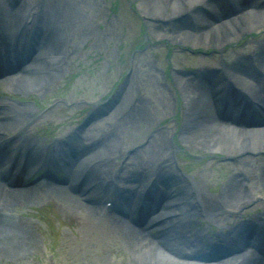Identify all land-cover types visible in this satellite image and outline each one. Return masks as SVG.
Returning <instances> with one entry per match:
<instances>
[{
  "label": "rangeland",
  "instance_id": "rangeland-1",
  "mask_svg": "<svg viewBox=\"0 0 264 264\" xmlns=\"http://www.w3.org/2000/svg\"><path fill=\"white\" fill-rule=\"evenodd\" d=\"M43 1L30 0L28 19H33V14L41 10L40 2ZM95 1L64 0L61 3L64 16L62 19L56 17L50 25L51 36H55L61 43L60 48L54 51V68L58 72L55 81L48 83L49 89L35 92L21 77L16 79L18 86L5 82L18 76L23 66L28 67L31 63L28 60L21 67L17 63L14 70L6 72L4 79L0 81V99L30 106L33 118L27 128L29 138L43 146L67 140L68 136H71L76 146L99 140L108 144L109 147L104 148L100 157L104 164L109 163L107 177L132 169L133 158H148L147 151L141 152V148L150 146L151 141L148 144L146 142L163 132L169 144L167 156L178 172L192 185L202 180L206 192L218 195L222 183L232 175L230 171H226L231 161H227L222 155L204 153L183 138L186 104L177 90L173 76L174 72L189 74L211 65L225 68L227 47L199 48L198 57L206 61L191 60L190 56L195 57L192 55L196 52L194 47L173 39V35L156 37L151 29L152 22L145 19L140 7L142 0ZM48 2L57 4V0ZM132 30L134 34L131 33ZM249 32L241 40L230 43L228 48L234 49L235 54L239 53L241 56L252 53L253 49L249 47H259L264 41V26ZM14 33H17V29H14ZM209 55L211 58L207 59ZM148 59L151 60L152 67L144 69L152 70H138L137 67L145 65ZM47 60L43 59L40 64L43 65ZM42 69L41 72L44 73L45 68ZM23 79L27 80L28 77ZM47 80L49 81L46 77L45 81ZM32 83L35 85L37 81L32 80ZM119 97L120 101L116 106L121 107L122 111L115 112V108L111 111V104ZM139 97H144L148 102L147 119L140 115L137 117ZM11 135L5 136L9 138ZM13 143L1 144L0 150ZM54 151L59 157L56 159L58 163L69 157L67 153ZM257 158L258 156L248 159L253 164ZM258 165H264V160L259 161ZM41 171L35 175L40 180H34L42 182L36 191L21 196L8 210H1L0 207V217L3 218V221L0 220V264L161 263L158 258H151L149 254L145 256L147 254L142 255L139 250H134L131 247L133 245L122 237L119 225L111 222L110 216L104 217L97 211L95 214L91 213L88 208L66 203L59 198L49 185L50 182L56 184L54 177L61 178L55 168H49V174L44 178H41L44 176ZM236 173L238 176L242 171ZM73 186L75 191L68 189L69 194L84 195L86 198L90 196L91 191L79 193L81 183ZM256 186L259 185L253 187ZM9 188L22 190L15 186ZM177 189L178 192L181 191L180 188ZM153 197L154 201L160 199L157 195ZM253 200V205L249 204L252 208L250 215L245 216L246 209L242 208L237 219L253 221V217L249 216L262 214L264 194L254 193ZM163 209L161 213H164ZM207 216H194L191 218L192 222L188 219L187 223L191 222L194 229L206 230L207 235L215 237L221 233L217 227H226L227 223L234 221L230 212L225 209ZM227 218L229 222L223 220ZM7 220L29 230L32 236L31 242L27 244L29 246L20 247L16 240L11 242L7 227L3 226ZM143 226L144 224L138 225L147 235ZM147 237L153 239L149 234ZM194 238L195 235L190 236V239ZM242 243V252L245 253V249H249L248 241L245 239ZM9 246L15 247V250H6ZM198 251L205 254L207 249L199 247ZM153 252H158L157 257L163 260L168 256L162 249ZM230 254L232 255H227L222 260H233L231 257L237 255Z\"/></svg>",
  "mask_w": 264,
  "mask_h": 264
},
{
  "label": "bare ground",
  "instance_id": "bare-ground-1",
  "mask_svg": "<svg viewBox=\"0 0 264 264\" xmlns=\"http://www.w3.org/2000/svg\"><path fill=\"white\" fill-rule=\"evenodd\" d=\"M63 1L57 0L58 5L54 2L49 3L48 0L40 2L41 10L33 14V19H28L30 0H0V27L7 29L9 37L13 35V29L18 27L24 33L29 24L28 20H31L30 25L37 30L36 37L40 39L42 36L40 40L43 44V53H37L31 67H38V59L42 55L51 56L55 48L60 46V40L51 36L50 25L56 17L63 18L65 12L61 4ZM140 7L144 11L145 19L152 22L151 29L156 37L173 35L171 36L173 39L195 48L196 52L192 54L195 57L190 56L191 60L196 59L203 62L206 60L198 57L197 50H200L199 48L228 47L230 43L239 40L246 32L264 26V0H142ZM50 16H52L51 19ZM33 38L32 36V40ZM260 44L259 47L250 46L249 48L253 49V52L248 55L241 56L235 52L227 53L225 56L227 67L225 68H216L213 65L201 67L194 76L174 72L173 77L177 90L182 95L187 109V118L182 130L183 138L204 153L214 156L222 155L224 159L231 161L230 167L226 168V171H230L232 175L222 183L221 192L213 196L204 190L202 180L198 184L192 185L185 177L179 175L176 166L174 167L172 160L167 156L166 150L169 149V144L163 132L146 142L148 144L151 141V144L142 147L141 152L147 151L148 158L143 162H138L136 169L126 175V178L134 181H149L153 186L154 193L163 203H166L167 209L176 212L178 217L170 220L160 218L150 200L149 192H147L144 195L146 200L139 208V221L134 220L133 217L130 218V216L126 220L122 217L110 218L113 224L119 225L124 240L126 238L127 242L133 245L131 247L142 252V255L147 254L145 256H148L149 254L151 258H158L162 264H264V258L255 257L253 253L242 252L239 245V242L245 237L251 235H253L251 238L260 237L262 234L261 225L236 218L237 214H241L242 207L246 208L244 215H250L252 208L249 207V204L254 201V193L264 194V165H258L259 161L264 160L262 157L264 156V119L260 123L248 124L229 117L234 114V111L229 112L228 116V114H222L219 108L223 102H227L228 107H233L236 105L235 100H242L238 104H246L248 107H258V109L264 110V41ZM257 50L260 52H256ZM208 58H211L210 55ZM150 63L151 60L148 59L145 65L140 64L141 66L137 68L145 70L146 67H152ZM150 69L152 70L149 68L145 71L150 72ZM29 72L25 71L7 82L17 85L16 79L21 77L23 82H27L33 87L34 91L44 90L45 88H41V86L45 84V78L43 80L41 76L30 77ZM45 76L52 81L55 80V76L52 74H45ZM24 77H28V79L25 80ZM32 80L37 83L34 85ZM137 101L139 104L137 117L140 115L144 119L149 118L146 99L139 97ZM8 104L10 103L0 99V138L4 135L3 133H13L12 141L14 143L12 146L14 150L1 153L0 163L7 166L13 160L12 167L19 168L23 162V154H29L21 177L16 176V184L26 182L31 178L30 172L32 171L28 172V165L30 168L39 167L40 164H43L46 154L54 152V150H62L61 152L69 150L73 154L69 160L65 161L64 165L60 167L58 165L64 174L62 182L69 187L81 180L79 183H81L82 192H84L89 190L95 181L108 178L104 176L107 167L100 159L104 148L109 147L108 144L101 140L93 141L78 150H76L78 145H71V149H68L65 148L67 144L64 145L61 141L43 146L42 143L39 144L29 138L27 128L30 125L28 117L31 110L11 107ZM121 111V107L115 109V112ZM233 120L235 124H233ZM26 124L28 125L25 126ZM232 124L234 128L231 127ZM70 137L68 136V138ZM256 156H258L257 160L251 164L248 158ZM206 168L210 167L206 166ZM239 171L242 173L237 176L236 172ZM254 185L259 186L254 188ZM34 186L36 185L24 190H11L0 185L1 210H8L21 196H27L33 193L32 191H36L37 186ZM98 186L101 188L99 183L91 189ZM51 187L53 192L64 202L88 208L91 213L95 212L94 208L84 204L80 197L69 194L67 187L59 185H51ZM174 188H181L182 191L178 192L176 189L179 194L175 193ZM126 192L125 195L131 199L133 205L125 206L132 215V212H136L134 199L136 195L128 190ZM125 195H120L118 198L125 199ZM223 209L230 212V217L234 219L233 222L227 223L230 227L228 232H222L227 237V242L223 245H228V241L231 242L227 251L239 252L231 257L233 260H217L218 256L204 257L200 255L197 248L207 245V231L196 230L191 222L187 223V220L194 216L211 215ZM182 218L183 221H181ZM255 218L262 219L261 224L264 225V211ZM0 220L3 221L2 216ZM174 220L178 221L174 222ZM223 220L229 222V218ZM133 222L145 223V228L153 233L154 238L147 237L140 227L133 225ZM3 226L7 227L11 242L16 240L20 247L29 246L27 244L31 242L32 236L27 228L17 226V223L10 220H7ZM194 235L195 238L190 239V236ZM220 240L217 238V241ZM214 245L218 246L217 243ZM220 247H213L214 255L220 253L215 251ZM152 249H162L169 257L165 255V260L160 259L157 257L159 253L153 252ZM6 250L14 251L15 247L9 246Z\"/></svg>",
  "mask_w": 264,
  "mask_h": 264
}]
</instances>
